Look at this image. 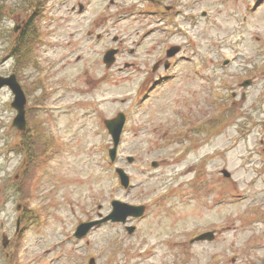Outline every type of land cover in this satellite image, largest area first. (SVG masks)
Here are the masks:
<instances>
[{
  "label": "rangeland",
  "instance_id": "374dc122",
  "mask_svg": "<svg viewBox=\"0 0 264 264\" xmlns=\"http://www.w3.org/2000/svg\"><path fill=\"white\" fill-rule=\"evenodd\" d=\"M29 1L0 0V76L17 75L47 154L17 188L34 152L18 147L13 96L1 89L0 264H264V0H40L36 15ZM27 15L36 41L18 73L12 27ZM171 46L181 51L164 70ZM116 47L108 68L103 54ZM242 78L246 99L232 101ZM120 112L111 163L103 122ZM113 200L144 215L76 239ZM207 230L210 240L190 243Z\"/></svg>",
  "mask_w": 264,
  "mask_h": 264
},
{
  "label": "water",
  "instance_id": "95a60500",
  "mask_svg": "<svg viewBox=\"0 0 264 264\" xmlns=\"http://www.w3.org/2000/svg\"><path fill=\"white\" fill-rule=\"evenodd\" d=\"M178 51H179V48L177 47L171 48L170 50H168L167 56L171 57L174 54H176ZM115 53H116L115 50L108 51L106 55L104 56V62L106 63L107 66H110L114 62ZM3 86H8L14 94V101L12 102L11 106L14 109H16L17 115L13 121V125L17 127L19 130H23L25 128V104H26L25 95L23 91L21 90V87L19 86L18 82L16 81L15 76L13 75L10 76L9 78H4L0 76V89ZM124 121H125V117L121 113L118 114L116 118L105 121V125L113 141V148L109 151V156H110L111 161L115 160L116 148L120 140V135H121L122 128L124 125ZM131 160L132 159L129 158V161ZM116 172L119 175L121 184L124 187H127L128 182H129L128 177L120 169H117ZM224 174L227 175L226 173ZM112 206H113V211L106 217L102 218L101 220L81 224L77 228V231L75 232V236L77 238H81L85 236L93 226L100 225L108 221L124 223L128 217H140L143 215V212H144V207L142 206H139V207L127 206L125 204H121L116 201L112 203ZM120 209H123V211H121ZM133 230H134L133 227L127 228V231L129 233H132ZM203 237L210 239L211 234L203 235L197 238L196 240L203 238Z\"/></svg>",
  "mask_w": 264,
  "mask_h": 264
},
{
  "label": "flooded vegetation",
  "instance_id": "af4514ba",
  "mask_svg": "<svg viewBox=\"0 0 264 264\" xmlns=\"http://www.w3.org/2000/svg\"><path fill=\"white\" fill-rule=\"evenodd\" d=\"M28 24H29V21L26 19V23H25V20H22V21H20V27H21V30H20V32H19V36L18 37H16V38H21V40H23V39H25L26 37H27V34L29 35V33L33 30L31 27H29L28 26ZM15 38V39H16ZM97 38H100V35H98V37ZM33 39V38H32ZM15 42V41H14ZM118 50H119V52H121L120 50V48L118 47ZM130 53L132 52L133 53V50H130L129 51ZM128 63H125L124 65H127ZM128 65H130L129 67L130 68H132L135 64L134 63H130V64H128ZM237 94L234 92V93H232L231 94V98H232V100L233 101H236L237 100ZM245 98H246V95H245V93L244 92H242L241 94H240V100H242V101H244L245 100ZM24 135L23 134H21V136L19 137V140L20 141H24V137H23Z\"/></svg>",
  "mask_w": 264,
  "mask_h": 264
},
{
  "label": "trees",
  "instance_id": "16d2710c",
  "mask_svg": "<svg viewBox=\"0 0 264 264\" xmlns=\"http://www.w3.org/2000/svg\"><path fill=\"white\" fill-rule=\"evenodd\" d=\"M34 169H35L34 167H31L29 170L27 169L26 175H27L28 178H31V172H33Z\"/></svg>",
  "mask_w": 264,
  "mask_h": 264
}]
</instances>
